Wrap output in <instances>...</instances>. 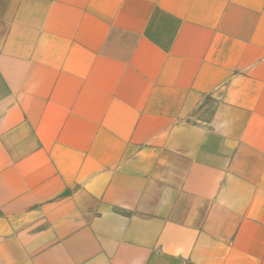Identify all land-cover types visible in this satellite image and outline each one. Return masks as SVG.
<instances>
[{
    "label": "crops",
    "instance_id": "1",
    "mask_svg": "<svg viewBox=\"0 0 264 264\" xmlns=\"http://www.w3.org/2000/svg\"><path fill=\"white\" fill-rule=\"evenodd\" d=\"M0 264H264V0H0Z\"/></svg>",
    "mask_w": 264,
    "mask_h": 264
}]
</instances>
